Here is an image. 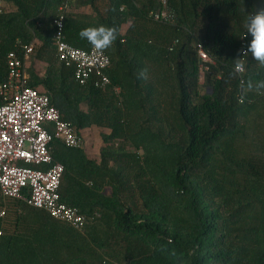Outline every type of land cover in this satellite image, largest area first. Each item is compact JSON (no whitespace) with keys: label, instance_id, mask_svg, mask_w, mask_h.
I'll return each instance as SVG.
<instances>
[{"label":"trees","instance_id":"trees-1","mask_svg":"<svg viewBox=\"0 0 264 264\" xmlns=\"http://www.w3.org/2000/svg\"><path fill=\"white\" fill-rule=\"evenodd\" d=\"M64 1L0 0V85L14 51L28 86L49 95L63 121L84 140L86 131L100 132L99 162L86 145L52 144L65 167L61 202L88 224L80 233L9 200L0 264H264V94L241 87L264 79V68L249 54L243 76L225 83L251 40L243 9L264 0H70L71 46L91 49L78 35L86 26L118 29L105 52L106 90L94 78L79 85L57 58ZM163 10L171 18H150ZM199 45L213 64L201 62ZM141 68L147 80L137 78Z\"/></svg>","mask_w":264,"mask_h":264},{"label":"built area","instance_id":"built-area-1","mask_svg":"<svg viewBox=\"0 0 264 264\" xmlns=\"http://www.w3.org/2000/svg\"><path fill=\"white\" fill-rule=\"evenodd\" d=\"M69 1L61 4L60 15L55 21L57 58L74 69L79 85L86 86L94 78L96 86L106 90L111 86L106 75L112 65L109 56L106 53L100 56L92 48L87 51L77 49L65 40L64 22ZM2 13L0 7V15ZM150 18L166 21L171 15L163 10L152 13ZM24 49L23 58L28 61L34 47ZM197 53L203 64H213L202 45L197 46ZM7 66L8 78L0 85V242L9 200L42 210L51 218L84 233L88 218L77 208L61 202L60 187L65 167L54 160L52 144L58 141L67 149L78 150L85 146V140L62 120L58 109L51 105L49 95L28 86L25 63L16 52L8 54ZM206 69L201 66L200 76ZM114 91L117 96L121 93L120 88H114Z\"/></svg>","mask_w":264,"mask_h":264},{"label":"clouds","instance_id":"clouds-1","mask_svg":"<svg viewBox=\"0 0 264 264\" xmlns=\"http://www.w3.org/2000/svg\"><path fill=\"white\" fill-rule=\"evenodd\" d=\"M244 17V28L246 34L251 36L250 42L238 50V56L233 60V68L227 74L225 83L230 84L238 77H242L246 71V60L251 54L253 60L264 68V7L253 6L252 11H246ZM118 29L115 26L96 24L82 28L78 35L81 40L86 41L91 48L100 56L110 49L118 38ZM138 79H148V69L141 68L138 71ZM246 91H255L258 94H264V79L252 80L246 82L241 80V87ZM243 102V100H241Z\"/></svg>","mask_w":264,"mask_h":264},{"label":"rangeland","instance_id":"rangeland-1","mask_svg":"<svg viewBox=\"0 0 264 264\" xmlns=\"http://www.w3.org/2000/svg\"><path fill=\"white\" fill-rule=\"evenodd\" d=\"M201 81H204V74H201ZM99 131L97 130H90L86 131L84 133V138H85V145L89 149L93 150H99L101 146V141L99 140ZM2 202L1 196H0V203Z\"/></svg>","mask_w":264,"mask_h":264},{"label":"crops","instance_id":"crops-1","mask_svg":"<svg viewBox=\"0 0 264 264\" xmlns=\"http://www.w3.org/2000/svg\"><path fill=\"white\" fill-rule=\"evenodd\" d=\"M83 152L89 159L99 162L100 150H93L86 147Z\"/></svg>","mask_w":264,"mask_h":264}]
</instances>
